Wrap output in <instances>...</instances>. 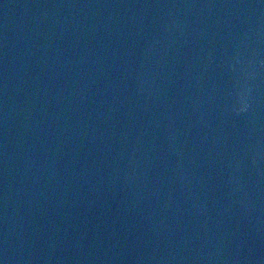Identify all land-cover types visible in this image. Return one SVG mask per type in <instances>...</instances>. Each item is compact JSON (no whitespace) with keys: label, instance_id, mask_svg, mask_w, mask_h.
<instances>
[{"label":"water","instance_id":"obj_1","mask_svg":"<svg viewBox=\"0 0 264 264\" xmlns=\"http://www.w3.org/2000/svg\"><path fill=\"white\" fill-rule=\"evenodd\" d=\"M0 264H264V0H0Z\"/></svg>","mask_w":264,"mask_h":264}]
</instances>
